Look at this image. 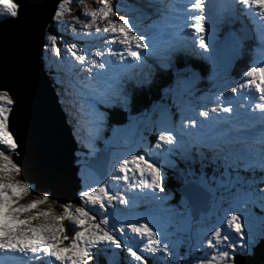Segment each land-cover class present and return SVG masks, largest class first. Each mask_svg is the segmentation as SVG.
<instances>
[{
	"label": "snow or ice",
	"instance_id": "1",
	"mask_svg": "<svg viewBox=\"0 0 264 264\" xmlns=\"http://www.w3.org/2000/svg\"><path fill=\"white\" fill-rule=\"evenodd\" d=\"M73 0H56L55 7L48 19L54 24L70 28L73 34L93 35L92 25L99 19L109 20L104 27H97L95 34H110L105 39L108 47L107 55L115 58H103L105 52L96 51L94 58L88 62L84 50L77 54L75 43L65 50L74 57L82 70L89 73L74 85L81 94V109L87 107L93 122L99 128L108 118L109 110L118 113L130 110L133 103V90L150 87L156 75L170 73L181 55L187 54L190 48L194 54L205 59H212L214 44L206 40L208 33L207 21L213 22V31L218 23H227L233 19L241 20L248 17L254 25L249 29L246 25L239 30L242 43L254 40L253 47L264 51V0H231L224 7L218 6L214 0H191L190 7H185V25L183 30L178 25L167 24L163 27L153 24L150 30L142 31L130 22L127 15H118L119 7L112 0H98L99 7L90 8L64 21L62 17L72 9L68 7ZM96 2V0H94ZM158 16L164 18L175 6L166 3L154 6ZM20 0H0V20L17 22L21 17ZM116 22L110 17L117 16ZM88 22H85V20ZM193 21L188 23V21ZM79 25V30L75 27ZM135 29V30H134ZM190 30V31H189ZM49 44L45 50L55 56H61L57 44V36L47 37ZM191 41V46L189 45ZM119 44L122 49L117 51L110 46ZM95 69V71H94ZM144 69H148L147 72ZM77 77L81 68L73 65ZM247 79L235 86L227 87L233 95H243L244 99L254 105L253 111L259 110L264 119V66H251L243 73ZM195 74L184 75L186 82H193ZM252 89L258 94L259 103L255 102ZM218 102L227 100L221 91L216 96ZM16 99L11 89L0 86V264H11L17 256L29 257L38 264H110L109 252L114 250L127 254L128 264H264V229L258 235L253 234L245 220L249 213L247 205L259 201L264 212V146L261 147L260 167L249 164L244 171L251 174L250 183L241 198L224 208L219 222L211 227L201 229L197 243L187 252H178L175 244L169 241L167 233L158 225L145 217L138 220L121 219L117 215V204L129 206V199L110 193L106 183L98 187L88 186L80 191L79 201L83 206L74 211L71 204H63V215L53 217L51 223L34 225L32 221L41 216L48 217L49 212L20 219V214L36 208L50 199V194L33 200L27 205L17 204V200L25 193L33 191L29 182L15 179L22 173L21 165L14 160L19 155V141L12 130V116L15 113ZM243 107L244 105H240ZM203 107V106H202ZM103 108V111H101ZM198 120L193 116H181L179 126L165 116L156 128L155 144H147L140 151L130 153L120 159L114 166L115 175L108 179L123 181L144 191L145 196L163 201L168 193L164 185L162 162L157 160L155 150L172 154L177 147L185 145L195 155H200L207 143L193 137L194 130L204 126L207 120L215 119L212 114L217 112L232 113L231 101L227 106H214L206 110H195ZM185 137L192 138L189 143ZM205 158H209L205 153ZM243 165V161L240 162ZM259 172L256 178H251ZM158 193H164L161 196ZM15 205V206H14ZM111 209V214L109 212ZM67 220L75 228L74 235L68 236L63 222ZM143 221V222H141ZM264 225V217L261 219ZM67 241V243H65ZM135 241V243H131Z\"/></svg>",
	"mask_w": 264,
	"mask_h": 264
},
{
	"label": "rangeland",
	"instance_id": "2",
	"mask_svg": "<svg viewBox=\"0 0 264 264\" xmlns=\"http://www.w3.org/2000/svg\"><path fill=\"white\" fill-rule=\"evenodd\" d=\"M125 1L133 2L136 0ZM125 1L112 0V2L120 9L118 15H127L130 18V22H133V10ZM147 2V0H137L138 4L141 3L140 5H144L145 7L152 9H156L154 6L161 5L160 0L157 1L158 5L148 4ZM68 7L72 10L70 12H66L62 17L64 21H71L72 17L78 16L81 12L88 11L90 8L99 7V4L98 0H96V2H94V0H73ZM135 10L137 20L144 23L148 21L147 25L139 21L134 22V24H136L142 31H148V28L153 26H150L152 22L161 27L171 24L172 22L168 19L166 22L162 19V21H160V16H156V14L152 16V14L148 12L150 10L148 9L147 11H144L142 6L138 7V9L136 8ZM152 12L154 13V11H151V13ZM23 14L27 16V13ZM118 15L110 17V21L116 22L118 20ZM85 22H88V20L86 19ZM108 23L109 20H97L91 28L93 35L87 36L73 34L70 28L66 29L64 26L53 23V27H55L58 32L57 42L61 41V43H57L61 49L60 57H57L50 51L45 50V45L49 44L47 37L49 35H53L50 31L46 32L45 43L41 47V54L38 58L41 60L43 67L48 69L51 66L54 69L48 79L54 91H58L59 93V95L57 93L56 96V104L64 117V124L67 127L69 134L71 133L70 138L78 146L77 151L75 152V159L79 164L78 174L81 178V180H79V184L81 183V186L77 188L75 202H58L59 206H56L57 201L51 197L49 189L37 188L36 183L25 180L21 174L16 176L15 179L17 181L23 180L29 182L34 189L33 191L23 194L17 200V204L27 205L33 200L42 198L46 193L50 194L49 200L39 204L36 208L31 209L28 212L21 213L20 219L37 215L40 212H49L48 217L41 216L38 220L32 221V223L34 225L51 223L53 217L63 215V212L57 209L58 207L63 209L61 205L70 203L71 209L74 211L76 207L83 206L79 201L80 191L85 190L88 186L95 188L99 186V183H106L110 193L126 197L130 201L129 206L117 204V215L121 219L138 220L141 219V217L148 218L154 226L158 224L167 233L169 241L175 244L178 252H187L192 245L197 243L202 234L201 229L211 227L213 224L218 223L220 217L223 215L224 208H227L229 204L234 202L235 199L244 196L247 188L246 181L250 183L249 177L251 176L249 172L244 171V168H246L249 164L255 166L257 169L260 167L262 155L260 149L264 146V119L261 118L259 110L253 111L254 105L250 103L249 100L244 99V96L248 94L249 90H245L243 95L233 96L227 90V87L235 86L241 81L247 79L243 76V73L251 66H264V53L253 56L255 53L258 54L257 49H255L253 45L245 48V45L243 46V43L241 42V52L247 53L248 56L247 64L241 69L237 77L232 78L231 75H221L220 73L226 74L229 69V64L226 60V65L222 67L225 71L222 72L221 67L220 70H218L220 64L216 43L220 42L221 34L219 35L216 27L215 31H213V28H208L209 30L207 35L209 34L210 36L208 35L209 38L206 37V40L214 44L212 53L213 58L205 59L195 55V50L190 48L189 52L191 54H184V56H187L192 61L191 64H193L194 67L187 68V71L184 69L177 72L183 75H191L194 73L196 79L193 82L189 83L184 79H180L179 86H173L171 88L172 92L166 93V97H163L161 102L157 104L152 102L148 103L146 108L142 109L140 114H134L131 116L126 126L120 128H108L106 119L104 123L97 128L93 122L94 118L89 115L90 110L87 107H84L83 109H80L79 107L81 106V94L77 92L74 87V85L78 84V79H76L75 75L72 73L73 65H76L77 68H81L82 76H88L89 73L84 72L82 70L83 66L78 65L74 57H72L70 53H66L65 50L69 48L71 44L75 43L77 48L74 49V51H76L77 54H79L80 50L87 52V55L86 53L85 55L86 61L88 62L94 58L93 54L98 50L108 53V47L105 45L104 40L110 39L111 35L103 33L95 34V29L97 27L102 28ZM24 25L25 24L21 23V28ZM75 27L78 30L80 28L79 25H76ZM24 31L26 32L25 28H23V32ZM234 33L238 34V32ZM235 34L233 35L235 36ZM240 35L242 34L237 35V37H240ZM210 39H212V41H210ZM188 43L191 46V42ZM246 43L248 44V42ZM121 49L122 47L118 49V51ZM228 49L230 50V53L234 52V50H232L229 46ZM90 50L92 52H90ZM96 59L99 60L104 58L96 57ZM105 59H110V57ZM207 65L209 66L208 72L201 75L199 69H206ZM70 66H72L71 70H69ZM145 70L148 69H144V71ZM68 71L70 75H67ZM221 91H223L227 100L218 102L216 100V96ZM251 91L252 95L256 98L255 102L259 103L258 94L255 93L254 89ZM77 97L79 99L76 101ZM228 101H231L232 103V107L234 109L232 113H214L212 115L216 117L215 119L205 121L202 128L194 130L193 132V137L202 139L208 145V147L203 150V154L206 153L207 155L221 158L224 162V166L226 167L225 170L219 171L218 173H215L214 171L211 174L205 175L202 173V176H199L200 184L206 188H211L210 190L213 191V196L209 198L208 206L205 205V208H207L206 212L201 213V210H199L200 215L198 218L192 217L190 205L183 197L179 203L175 202L177 196L174 194L172 189L169 188L167 182L170 177L168 174H171L174 171H176V173H180L179 175H184L179 170L175 169L178 167L177 162H179L177 155H184L188 161L195 162L196 159H192L190 156L191 153L188 150L187 145L177 147L173 150L172 154L164 153L163 155H160L162 150H155L157 152L155 158L162 162V170L164 174L163 182L166 187V192L168 193L167 199L163 201L153 199L151 196H145L143 194L144 191H152L151 189L141 190L140 188H135L130 184H125L123 181L108 179L110 175L116 174L114 166L120 159L125 158L130 153L140 151L147 144H155V128L158 122L165 116L179 126L181 116H193L198 120H202L203 118L198 117L197 112L195 111L196 109H210L217 106L218 103L220 106H227ZM74 104H76L77 107H74ZM240 105L244 106L241 107ZM74 108H76L77 112L74 111ZM58 109L56 107V112H58ZM101 111H103V108ZM68 112L70 115H68ZM74 131L77 134H75ZM185 140H188L189 143L192 142V138L190 137H185ZM97 141H101L103 144L96 145ZM104 147L109 153V162L106 175L103 179H100L93 170L86 167V164L91 162L93 165H101L102 160L106 159L105 155L100 157L101 154H103L102 149ZM227 147L233 149L234 154L232 156H225L224 149ZM233 147H236V150ZM20 155L21 153L14 156V160L17 157H20ZM89 159H94L95 161H89ZM241 161L244 162L243 165H241ZM183 164L186 165L185 162ZM236 172L240 173L236 174ZM258 175L259 172L257 171V174L251 178L254 179ZM183 179L188 180L189 178L180 176V180L182 182L180 181L179 183V189L184 185V183H186ZM41 182L44 183L46 181L41 180ZM158 195L163 196L165 194L158 193ZM111 211L112 210L109 209L110 214ZM247 211L249 213V217L245 220V226L247 228L250 224L253 234L258 235L260 231L264 229V225L261 223V219L264 217V212L261 211L259 201H255L254 203L250 202L247 205ZM63 224L67 230L66 234H69L70 236L74 235L75 228L72 223L65 220ZM65 243H67V241ZM131 243H135V241H131ZM114 252H117L118 254L114 255L113 252H109L107 254L110 258V264H128L129 258H127L126 252L120 250H114ZM29 257H31V254H29ZM22 258L24 257L17 256L14 260V264H24V262H22ZM26 264H38V262L31 260Z\"/></svg>",
	"mask_w": 264,
	"mask_h": 264
},
{
	"label": "water",
	"instance_id": "3",
	"mask_svg": "<svg viewBox=\"0 0 264 264\" xmlns=\"http://www.w3.org/2000/svg\"><path fill=\"white\" fill-rule=\"evenodd\" d=\"M42 1L20 0L22 8L19 21L10 22L11 27L6 22L0 25V86L10 88L16 99L12 130L20 145L21 155L15 161L22 167L21 176L36 183L37 188L49 189L51 197L59 203L75 202L79 186L77 167L73 163L76 146L70 138L54 91L38 58L50 22L48 16L56 0H44L48 1V7L44 8ZM23 13H27V16ZM19 23L25 25L21 28ZM13 25L15 30L11 29ZM18 26L20 29H17ZM23 28L26 32H23ZM20 59L22 65L18 63ZM98 173L102 178L105 170ZM41 180L46 182L42 183ZM199 188L195 183H188L181 189L183 197L193 206L194 217L200 202L196 198L206 194L203 188ZM201 201H205L203 206L207 205L208 197Z\"/></svg>",
	"mask_w": 264,
	"mask_h": 264
},
{
	"label": "bare ground",
	"instance_id": "4",
	"mask_svg": "<svg viewBox=\"0 0 264 264\" xmlns=\"http://www.w3.org/2000/svg\"><path fill=\"white\" fill-rule=\"evenodd\" d=\"M21 1H25V0H21ZM137 1V0H136ZM148 2V4H150L152 1H154V0H147ZM160 3L161 4H164V3H166V4H168V5H170V6H175V8H176V10L175 11H171V12H169L168 14H167V16L166 17H164V18H162V17H159L160 18V21H162V20H165V22L167 21V19L169 20V21H172L171 22V24H174V25H178L179 27H180V29L181 30H183V26L185 25V13H183V12H181L182 11V9L180 8V6H184V5H182V1L181 0H160ZM214 3H216L218 6H224V7H226V6H228L230 3H231V0H214ZM219 3V4H218ZM141 4V3H140ZM142 4H144V3H142ZM42 5H43V8L44 7H48V1H42ZM158 5V4H157ZM144 6V5H143ZM178 6H179V8H178ZM153 11H154V15L156 14V16H158L157 15V13H156V9H153ZM150 12H151V10H150ZM33 13L35 14L36 13V11L35 10H33ZM162 19V20H161ZM7 24H9L10 22H6ZM6 23H2V24H6ZM1 24V25H2ZM227 26H228V28L230 29V31L232 32V34H235L234 32H239V30L242 28V26H244V25H246L249 29H252L253 27H254V25H252V23L250 22V19L248 18V17H243V24H242V22H241V20H238V19H233V20H231L230 22H227V23H225ZM8 27H11V25H9ZM11 29H14L15 30V27H14V25H13V27L11 28ZM17 29H20V27L18 26L17 27ZM217 32V31H216ZM242 34V33H241ZM237 35L238 34H235V38L238 40V41H241V39H240V37H237ZM243 35V34H242ZM248 42V44L247 43H245V45L247 44V45H249L250 47L255 43V41L254 40H249V41H247ZM249 42H250V44H249ZM112 49H114V50H117L118 51V49H120L122 46L121 45H119L118 43L117 44H113V45H111L110 46ZM259 47H256V49H257V53H260L262 50L259 48ZM44 50V49H43ZM260 51V52H259ZM109 56H107V57H103L104 59L105 58H108ZM110 60H115V58H113V57H110ZM18 63L20 64V65H22V60L20 59V60H18ZM72 73L75 75V78L76 79H78V81H79V79L80 78H82L83 76H82V74H81V72H80V76L79 77H77V75H76V73H75V71L73 72V70H72ZM72 99V98H71ZM79 98L77 97L76 98V101L78 100ZM73 100V99H72ZM74 107H77L76 106V104H74ZM80 107V109H81V106H79ZM74 111L75 112H77V110H76V108H74ZM245 112V111H244ZM68 115H70V113L68 112ZM63 121H64V119H63ZM238 128V127H237ZM72 131V130H71ZM75 132V131H74ZM74 134V133H73ZM75 134H77L76 132H75ZM70 135H71V133H70ZM72 140V139H71ZM80 186H78V188H79ZM188 187L190 188L191 187V185H188ZM183 190V189H182ZM198 190H203L201 187L198 189ZM207 197H210V194H208L207 192H206V194L205 195H203L202 197H200L199 196V200H200V202H198V204H199V207L200 206H202L203 205V203L205 202V201H201L202 199L203 200H206L207 199ZM207 210V209H206ZM206 210L205 211H203V212H201V213H205L206 212ZM202 211V210H201ZM197 217L200 215L199 214V210L197 211V213L195 214ZM193 218H195V217H193ZM19 257V256H18ZM25 259V260H24ZM30 260V257H24V258H22V262H24V264H26V263H28V262H30L29 261ZM12 264H14V260L11 262Z\"/></svg>",
	"mask_w": 264,
	"mask_h": 264
},
{
	"label": "trees",
	"instance_id": "5",
	"mask_svg": "<svg viewBox=\"0 0 264 264\" xmlns=\"http://www.w3.org/2000/svg\"><path fill=\"white\" fill-rule=\"evenodd\" d=\"M52 24H53V22L50 23V25L47 28L48 32L50 31L51 33H52V31L55 30ZM52 34H54V33H52ZM47 71L52 72L51 69H47ZM49 72H47V73L50 74ZM170 76H171L170 73L165 74V75H156L154 77L152 85L150 86V89H148V90L146 88L136 89L135 90L136 91L135 99H133V103H132V106H133L132 110L135 112L137 109L140 110L143 107L146 108L148 103L161 102L163 100L162 92L167 88L166 85L169 82ZM115 116L117 118V119H115V124L116 125L121 124L122 123L121 120H123L122 115L120 116V113L119 114L115 113ZM112 123H114V122L112 121ZM183 163L184 162H182L180 164L181 167H188L187 165H184ZM188 169H191V168L188 167ZM206 170L208 171L210 169H206ZM168 185H169V188H171L172 190H176V188H179V182H175L173 180V177H171ZM177 197H178V195H177ZM56 206H59L58 203L56 204ZM57 209L59 211L61 210L60 207H58ZM68 236H70V235L68 234Z\"/></svg>",
	"mask_w": 264,
	"mask_h": 264
}]
</instances>
